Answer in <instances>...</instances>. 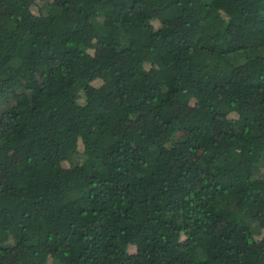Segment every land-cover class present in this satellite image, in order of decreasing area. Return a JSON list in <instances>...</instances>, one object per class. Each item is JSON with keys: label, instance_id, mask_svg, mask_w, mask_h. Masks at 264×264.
I'll return each instance as SVG.
<instances>
[{"label": "trees", "instance_id": "1", "mask_svg": "<svg viewBox=\"0 0 264 264\" xmlns=\"http://www.w3.org/2000/svg\"><path fill=\"white\" fill-rule=\"evenodd\" d=\"M3 101L0 264H264V0H0Z\"/></svg>", "mask_w": 264, "mask_h": 264}, {"label": "rangeland", "instance_id": "2", "mask_svg": "<svg viewBox=\"0 0 264 264\" xmlns=\"http://www.w3.org/2000/svg\"><path fill=\"white\" fill-rule=\"evenodd\" d=\"M8 109H9V107L7 106V104L4 101L0 102V113L8 111ZM79 161H80V157L79 156H73V158H72V163L73 164L79 163ZM263 176H264V160H262V162L259 164L255 177L256 178H261ZM254 230H256V229L254 228Z\"/></svg>", "mask_w": 264, "mask_h": 264}]
</instances>
